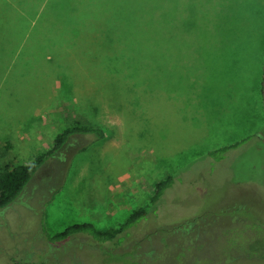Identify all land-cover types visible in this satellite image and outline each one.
Segmentation results:
<instances>
[{
    "label": "rangeland",
    "instance_id": "1",
    "mask_svg": "<svg viewBox=\"0 0 264 264\" xmlns=\"http://www.w3.org/2000/svg\"><path fill=\"white\" fill-rule=\"evenodd\" d=\"M76 2L78 40L0 17V167L72 121L105 132L72 134L0 208V264H264V0ZM86 8L109 23L104 48V31L82 29ZM140 206L114 241L54 242L42 226L108 230Z\"/></svg>",
    "mask_w": 264,
    "mask_h": 264
},
{
    "label": "trees",
    "instance_id": "2",
    "mask_svg": "<svg viewBox=\"0 0 264 264\" xmlns=\"http://www.w3.org/2000/svg\"><path fill=\"white\" fill-rule=\"evenodd\" d=\"M85 7V5H84ZM88 8V7H87ZM87 8L85 10V15L83 13V24L82 29H89L91 30L92 34L94 35V40L96 41V37L100 36L103 33L97 32L94 34L96 29L100 31H104V35L107 37L108 40L105 41H96V44L100 47L104 48L106 43H110L111 40L109 38V31L106 30V25L109 23L107 21L103 22L102 24H97L96 22L92 23L94 17L89 16L92 15V11L87 12ZM71 12V10H70ZM71 19L74 17L75 14L72 12L70 13ZM79 17L80 14L78 15ZM75 17H77L75 15ZM78 18V22L82 20V18ZM92 19V20H91ZM74 26L73 23L70 24V27ZM77 26V25H76ZM81 30V25H80ZM80 33L78 34V38ZM111 37V36H110ZM261 95L262 101L264 106V69L262 74L261 80ZM74 133H89L92 134L95 140L102 139L105 135V132L102 127L94 124H90L84 121H72L71 124L63 126L60 131H58L52 141V144L38 152H36L32 159L27 163H21L15 166L4 165L0 167V208H3L9 205L16 197L21 193L24 189L26 184L29 180L33 177L36 171L45 163V161L51 157L63 144L68 140V138ZM243 139L240 142H243ZM239 142L222 146L219 149L211 151L213 155H219L226 151L229 148H232L238 145ZM87 147H81L80 150H85ZM173 183V176L167 175L163 179L159 180L155 183L152 192L149 195V198L152 203L157 202L161 196L163 195L165 189L169 187ZM148 213V210L143 207H137L129 213V215L117 226L108 230H101L98 229L93 223L91 222H77L67 225L60 231L55 232L54 234L50 235L46 231V227L43 223V230L50 241H64L69 236L74 235L76 233H87L93 239L97 241H114L119 235L126 232L129 228L133 227L137 224L141 219H143Z\"/></svg>",
    "mask_w": 264,
    "mask_h": 264
},
{
    "label": "crops",
    "instance_id": "3",
    "mask_svg": "<svg viewBox=\"0 0 264 264\" xmlns=\"http://www.w3.org/2000/svg\"><path fill=\"white\" fill-rule=\"evenodd\" d=\"M68 3L74 4L75 6L78 4L76 0L73 2L71 0H0V17L8 13L9 16H17L19 20L25 19L26 22L31 21V24L35 20H40L42 23L44 22L43 25L45 26L44 29L47 34H67L68 39L78 40L80 22H78L77 17L79 16L75 14L77 17L74 15L71 19L70 5H68ZM34 5L38 7V10L36 13H33V15H30V12L34 10ZM28 7H30V10H27ZM9 8L21 9L17 11ZM71 23H73L74 26L70 27ZM18 39H20V37ZM20 49L21 45L18 43V48H15V52H19ZM6 50L12 49L6 48ZM56 83L58 84V82ZM59 84L61 86L63 85L62 82H59ZM51 89H53V86Z\"/></svg>",
    "mask_w": 264,
    "mask_h": 264
}]
</instances>
